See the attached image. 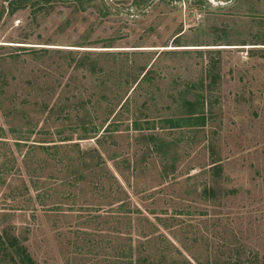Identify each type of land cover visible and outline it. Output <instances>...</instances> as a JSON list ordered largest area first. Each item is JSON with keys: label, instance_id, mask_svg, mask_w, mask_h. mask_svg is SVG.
Listing matches in <instances>:
<instances>
[{"label": "rangeland", "instance_id": "rangeland-1", "mask_svg": "<svg viewBox=\"0 0 264 264\" xmlns=\"http://www.w3.org/2000/svg\"><path fill=\"white\" fill-rule=\"evenodd\" d=\"M103 2L107 17L69 2L12 14L0 0L14 107L8 119L0 109V233L41 264H264V0H155L140 15L133 0ZM12 46L51 51L14 60ZM55 49L117 59L92 74ZM85 109L107 135L97 167L74 148L96 146L80 140ZM193 113L204 123L184 121Z\"/></svg>", "mask_w": 264, "mask_h": 264}, {"label": "trees", "instance_id": "trees-1", "mask_svg": "<svg viewBox=\"0 0 264 264\" xmlns=\"http://www.w3.org/2000/svg\"><path fill=\"white\" fill-rule=\"evenodd\" d=\"M9 4V12L14 14L20 10H25V9H34L36 10V13L45 15L51 13L52 10H54V7L58 3H70L75 5L77 7V10L79 12L81 11H86L87 8H91L96 6V8L101 7L99 9V13L101 14L102 17H107L110 15L109 8L107 7V4H105L102 1V4H94L98 0H7ZM155 0H133V7L135 6L138 12V15L143 14L147 8H149ZM94 5V6H93ZM1 18V15H0ZM179 38V37H177ZM101 43L103 44L102 48H113L114 41L111 39H104L101 40ZM87 41H84L82 45L79 46H74V47H80V48H86L87 46ZM264 45V44H261ZM1 48H4L2 45H0ZM15 47L14 49L17 51L16 53H10V57L16 60L19 57V51L20 50H27L23 46H12ZM137 48V47H135ZM139 48V46H138ZM51 48H40V49H30L27 50L29 53H33L32 55L39 56V54L46 55L48 52H50ZM56 53L65 55V58H68L70 63L75 64V67L77 69H83L87 70L89 73H103L106 74L107 71V66L104 65L105 62H107L109 59H117V54L112 53L111 51H81V50H64V49H55ZM69 51V52H67ZM77 51V52H76ZM140 51V50H137ZM120 54V53H119ZM5 55H0V66H1V61H3L5 58ZM113 57V58H111ZM152 64L151 66H141L139 70H137V74L135 75V78L133 81V84H137V86L145 79H148L150 76L153 68ZM107 71V72H106ZM5 80L4 76L2 75V72L0 71V109L5 115V118H10L12 114V110L14 107L12 104L7 107L5 105V99H4V94H5ZM129 102V99L125 102L127 104ZM125 105L122 106V108ZM193 106V105H191ZM46 106L45 108H47ZM63 111V110H59ZM66 112V111H65ZM64 112V113H65ZM70 114V111H67ZM81 112V111H80ZM86 112V117H82L80 114V126L83 128V134L81 135L82 138L80 140H90V139H95L96 141V146L93 148L89 149H81L80 143H74V148L78 150L79 153L84 155V157H81V159L85 163H94L93 166L91 167H97L98 163H102L104 165L105 160L103 159V155L100 151V147H103V143L105 142L106 136L100 134L101 131L99 130L98 125L93 121L91 111L88 109H85ZM86 118L91 123L92 127H86L87 122H85ZM183 120V119H182ZM204 118L201 116H198L197 114L193 113V115H190L188 117L184 118V121H186L188 124L196 125V124H203L204 123ZM165 123L169 124L170 128H176L178 123L181 122V119H167L164 121ZM110 126V125H109ZM107 127L105 130V133L111 132L108 130L110 127ZM133 127L135 130H140L141 126L138 121H135L133 124ZM3 131V130H2ZM4 132V131H3ZM10 132L13 134L16 133V129L11 128ZM65 134V133H61ZM66 136V135H65ZM151 137L150 144L154 147L156 153L163 154V147L165 145H168L167 142L164 139H159L157 135L151 134L149 135ZM16 140H23V139H18ZM73 139H68L67 137H64L60 142L62 143H69L72 142ZM17 147H21L20 141H16ZM103 159V161H101ZM1 168L6 170L4 166L2 165ZM9 168L7 167V170ZM0 255L4 257L5 260H9L11 262H14L15 264H41L38 261H36L31 253L29 252L27 246L22 242L21 238L18 237L15 233H13L10 230H4L2 233H0ZM137 264H144L141 259H138Z\"/></svg>", "mask_w": 264, "mask_h": 264}]
</instances>
